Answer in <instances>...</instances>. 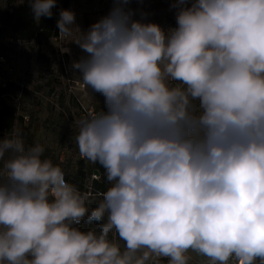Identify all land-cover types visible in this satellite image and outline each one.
Returning <instances> with one entry per match:
<instances>
[{
	"label": "clouds",
	"instance_id": "obj_1",
	"mask_svg": "<svg viewBox=\"0 0 264 264\" xmlns=\"http://www.w3.org/2000/svg\"><path fill=\"white\" fill-rule=\"evenodd\" d=\"M132 3L57 20L103 98L75 139L109 186L92 208L22 129L0 138V264H264V0H172L167 28ZM56 4L27 0L36 21Z\"/></svg>",
	"mask_w": 264,
	"mask_h": 264
},
{
	"label": "rangeland",
	"instance_id": "obj_2",
	"mask_svg": "<svg viewBox=\"0 0 264 264\" xmlns=\"http://www.w3.org/2000/svg\"><path fill=\"white\" fill-rule=\"evenodd\" d=\"M20 1L0 0V9H10ZM172 0H143L138 4L133 0V8H142L148 13L147 21L161 27L175 26V10L170 8ZM59 9H69L75 13L76 24L82 31L105 16L112 7V0H57ZM139 18V14H137ZM75 31V30H74ZM52 50L45 63H36L32 58L33 49L11 36L0 34V82H17L31 90L23 98H15L12 104L22 118L15 121L9 132L19 128L24 132L26 144L40 143L45 147L44 156L59 165L63 171H74L79 165L85 169L93 163L82 158L76 144L79 122L83 117L102 110L103 98L94 94L83 83L81 76L71 68L72 62L84 54L70 38L58 36L50 40ZM36 103V105H34ZM3 162L0 161V167ZM99 178V173L92 170ZM92 179L89 175L86 181ZM115 239L123 246L115 234ZM189 264H208L207 258L189 252ZM235 259L231 260L232 264ZM157 264H168L167 258H158Z\"/></svg>",
	"mask_w": 264,
	"mask_h": 264
},
{
	"label": "trees",
	"instance_id": "obj_3",
	"mask_svg": "<svg viewBox=\"0 0 264 264\" xmlns=\"http://www.w3.org/2000/svg\"><path fill=\"white\" fill-rule=\"evenodd\" d=\"M20 1L10 9H0V34L11 36L14 40H19L33 49L32 58L38 64L47 62L52 50L50 40L57 38L58 28L57 20L59 19V6L52 9L51 18L42 17L39 21L33 19L32 13L27 5V0ZM31 90L21 86L17 82L5 81L0 82V132L6 133L14 126L17 118L21 119L22 115H17V110L30 111L27 108H16L12 102L15 98L24 97ZM36 105V103L34 104ZM92 170L99 173V178L87 180ZM66 181L76 185L82 192L91 191L92 200L90 206L96 207L101 199L103 192L109 186L105 180L104 170L99 164H93L85 169L81 164L74 171L65 170ZM85 230L96 228L97 224H82Z\"/></svg>",
	"mask_w": 264,
	"mask_h": 264
},
{
	"label": "built area",
	"instance_id": "obj_4",
	"mask_svg": "<svg viewBox=\"0 0 264 264\" xmlns=\"http://www.w3.org/2000/svg\"><path fill=\"white\" fill-rule=\"evenodd\" d=\"M91 176H92V179H97L96 174L92 173ZM232 264H237V261L235 260ZM256 264H259V261H257Z\"/></svg>",
	"mask_w": 264,
	"mask_h": 264
}]
</instances>
